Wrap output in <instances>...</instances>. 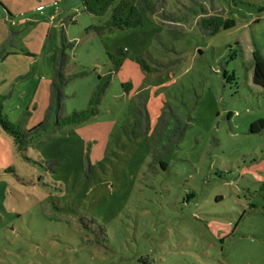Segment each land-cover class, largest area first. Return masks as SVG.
<instances>
[{
	"label": "rangeland",
	"instance_id": "1",
	"mask_svg": "<svg viewBox=\"0 0 264 264\" xmlns=\"http://www.w3.org/2000/svg\"><path fill=\"white\" fill-rule=\"evenodd\" d=\"M147 3L142 27L99 33L110 12L79 0H0L11 122H46L62 50L63 117L104 86L24 155L0 127V264H264V0ZM203 6L236 26L205 35Z\"/></svg>",
	"mask_w": 264,
	"mask_h": 264
},
{
	"label": "trees",
	"instance_id": "2",
	"mask_svg": "<svg viewBox=\"0 0 264 264\" xmlns=\"http://www.w3.org/2000/svg\"><path fill=\"white\" fill-rule=\"evenodd\" d=\"M79 1L83 7V11L89 15L103 17L110 12L109 19L96 28L99 33L142 27L144 24V14L150 12L152 9L147 3V0ZM211 10H209L206 6H203L201 13H198L201 16L198 24L205 35H216L223 30H229L236 26L235 19L228 18L225 15V12L214 8ZM259 10L260 12H263L264 7ZM5 57V46H2L0 47V61H2ZM128 57V51L122 48L118 49L114 54H109V59L113 61L115 66L114 71L121 68L123 61ZM134 60L141 63L143 68L146 69L142 59L134 58ZM64 63L65 54L62 50L56 65L52 91V105L49 110L47 120L45 123L40 124L32 130H25L22 122L13 123L8 119V116L3 112V110L4 103L8 100L10 95L0 96V127L12 138L16 151L21 155H24L28 150V147L36 141L42 139L45 134L53 133L67 125L87 121L91 116L98 114L97 105L104 86H101L96 92L86 110L74 113L68 117H63V88L67 82L63 77ZM147 69L149 68L147 67ZM252 70L253 84L262 88L264 91V58L258 51L253 52ZM262 131H264V119H259L252 123L250 129L251 133H260ZM161 165L163 169L166 167L163 162H161Z\"/></svg>",
	"mask_w": 264,
	"mask_h": 264
},
{
	"label": "crops",
	"instance_id": "3",
	"mask_svg": "<svg viewBox=\"0 0 264 264\" xmlns=\"http://www.w3.org/2000/svg\"><path fill=\"white\" fill-rule=\"evenodd\" d=\"M5 9H8L6 6H5V8H4V11H2L3 12V14H9Z\"/></svg>",
	"mask_w": 264,
	"mask_h": 264
}]
</instances>
